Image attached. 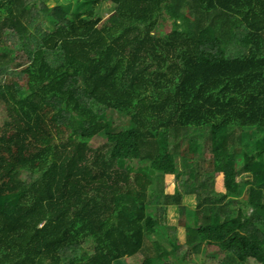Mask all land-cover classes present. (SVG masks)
<instances>
[{"label":"trees","instance_id":"obj_1","mask_svg":"<svg viewBox=\"0 0 264 264\" xmlns=\"http://www.w3.org/2000/svg\"><path fill=\"white\" fill-rule=\"evenodd\" d=\"M0 113V264H264V0H0Z\"/></svg>","mask_w":264,"mask_h":264},{"label":"rangeland","instance_id":"obj_2","mask_svg":"<svg viewBox=\"0 0 264 264\" xmlns=\"http://www.w3.org/2000/svg\"><path fill=\"white\" fill-rule=\"evenodd\" d=\"M45 2L47 3L49 7H53V6H56L57 4L63 3V0H45ZM112 10H113V5L111 3H108V2L104 3L100 10L101 18L102 19L106 18L107 15ZM3 119H4V116L0 113V121H2ZM240 159L241 158L238 156L239 161ZM194 168L197 170V173L200 176L201 180L206 181L205 185L201 186V193H202L203 198H200L199 200L198 194L194 193V194H190V196H185L184 201L186 203L192 202L194 203V205L200 204L203 207L204 205L209 204L210 198H208L209 197L208 192L210 191V186H211V182L210 180H208V175L205 174L206 173L205 171L207 170V168H206L205 160L203 157L195 161ZM238 179L241 181H244V180H247L248 177L245 175H239ZM157 185L159 187V190L163 188L162 187L163 182L160 179ZM238 204L241 206V208L246 210L247 208L246 203H243V201H240L238 202ZM155 238L166 244V241L169 240L170 238L172 239L177 238V232L174 229H170V228L166 229L165 227H158ZM86 248L87 250L91 251L92 250L91 243H88L86 245ZM170 259L174 263H178V264L181 263V261L176 255L172 254V257H170ZM142 260H143V257L141 256L136 260L132 258H127V262L129 264H142ZM190 260H193V261L189 264H203L202 255L200 253L195 256H191Z\"/></svg>","mask_w":264,"mask_h":264}]
</instances>
